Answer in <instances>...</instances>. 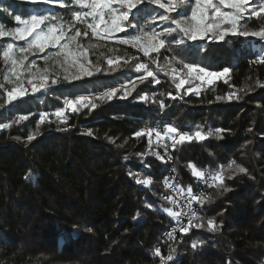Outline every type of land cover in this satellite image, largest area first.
Returning a JSON list of instances; mask_svg holds the SVG:
<instances>
[{"label": "trees", "instance_id": "obj_1", "mask_svg": "<svg viewBox=\"0 0 264 264\" xmlns=\"http://www.w3.org/2000/svg\"><path fill=\"white\" fill-rule=\"evenodd\" d=\"M2 3L12 11L8 18L0 11L6 22L45 7ZM57 11L68 21L81 8ZM238 29L242 36L203 46L177 44L175 33H165L145 64L155 76L147 78L138 69L145 59L134 55L81 80L50 76L46 92L9 103L0 41V264H158L167 257L165 264H264V60L243 38L264 36V13ZM185 65L229 77L197 93L195 83L180 88L181 76L172 74ZM90 93L91 107L51 119L67 99ZM19 115L26 117L16 123ZM169 124L204 135L175 146L182 186L194 183V170L221 171L204 213L176 244L161 243L174 211L161 197L166 165L143 133Z\"/></svg>", "mask_w": 264, "mask_h": 264}, {"label": "rangeland", "instance_id": "obj_2", "mask_svg": "<svg viewBox=\"0 0 264 264\" xmlns=\"http://www.w3.org/2000/svg\"><path fill=\"white\" fill-rule=\"evenodd\" d=\"M16 1L31 5L41 3L45 7L35 9L28 18L17 14L13 22L0 19V41H4L1 54L5 63L2 80L12 88L7 94L8 103L23 99L27 94L46 92L50 76L81 80L96 75L103 64L130 61L134 55L145 59L138 69L143 70L147 78L155 76L154 70L145 64L150 55L165 45V33H175L177 44L221 42L228 35L242 36L239 25L258 11L264 13V0ZM3 4H0V11L5 12L8 18L12 11ZM73 5L81 11L72 17L71 26L64 29L71 20L59 21L57 7ZM243 38L248 41L245 49L251 50L257 61H263L264 36ZM183 69L184 72L172 70L173 76H181L178 81L180 88L195 83L192 90L197 93L202 87H213L219 80L229 77L227 70L210 72L190 65H185ZM187 76L190 81L186 83ZM160 81V78L156 79L153 85ZM186 91L189 92V89ZM109 92L112 91L96 97L108 96ZM94 99L92 93L67 99L63 109L49 115L52 120L64 121L67 113L79 106L91 107ZM151 99L164 106L155 96ZM165 131L166 135H172L175 128L168 126ZM203 136L197 131L183 136L181 141L202 140ZM148 138L156 146L154 142L162 137ZM194 174L197 176L198 172L194 170ZM168 213L173 216L172 211ZM169 258L165 260L168 262ZM165 260L161 259L158 264H165Z\"/></svg>", "mask_w": 264, "mask_h": 264}, {"label": "built area", "instance_id": "obj_3", "mask_svg": "<svg viewBox=\"0 0 264 264\" xmlns=\"http://www.w3.org/2000/svg\"><path fill=\"white\" fill-rule=\"evenodd\" d=\"M73 20L68 22L64 29L71 26ZM71 99V98H69ZM160 109L163 105L159 103ZM26 116H16L15 122L21 123ZM173 124L160 126H144V132L156 139L161 135V139L155 143V157L166 165V172L160 180L162 199L170 204L174 211V219L170 227L163 233L161 243L176 244L181 242L182 235L189 226L196 222L204 213L205 198L207 190L221 178V171L203 170L198 172L193 184L182 186L175 176V160L172 155L175 146L185 136L180 130L175 129L172 135H166L165 128ZM163 128V130L161 129Z\"/></svg>", "mask_w": 264, "mask_h": 264}, {"label": "crops", "instance_id": "obj_4", "mask_svg": "<svg viewBox=\"0 0 264 264\" xmlns=\"http://www.w3.org/2000/svg\"><path fill=\"white\" fill-rule=\"evenodd\" d=\"M173 215H174V213H173Z\"/></svg>", "mask_w": 264, "mask_h": 264}]
</instances>
